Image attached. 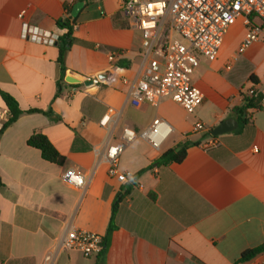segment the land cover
Wrapping results in <instances>:
<instances>
[{"label": "crops", "instance_id": "1", "mask_svg": "<svg viewBox=\"0 0 264 264\" xmlns=\"http://www.w3.org/2000/svg\"><path fill=\"white\" fill-rule=\"evenodd\" d=\"M120 2H86L75 27L78 42L62 76L58 44L24 40L22 30L27 23L61 37L65 31L58 21L75 0H0V91L15 98L23 111L0 134V264H45L49 255L50 264H97L98 257L58 246L70 229L106 239L120 194L116 229L105 244L106 264H258L264 251L243 258L264 246V109H247L243 125L234 111L245 105L249 89L260 92L264 86V66L251 68L262 47L241 49L245 29L238 21L215 62L200 58L193 82L204 102L195 113L170 98L157 107H135L130 94L146 63L139 32L124 15L129 28L113 23ZM112 64L119 70L111 72ZM106 75L101 86L82 84L84 78ZM69 77L81 83L70 84ZM109 107L118 118L103 128L100 121ZM8 118L0 95V131ZM157 118L173 129L160 150L143 139L135 141L122 154L118 175L110 176L107 147L121 141L123 128L140 133ZM227 120L237 126L217 136L215 147H205L206 133L192 134L197 122L212 131ZM35 133L48 137L66 157L64 165L45 161L28 145ZM186 141L200 145L189 148L182 163L155 165ZM71 168L83 174V187L65 182L63 175Z\"/></svg>", "mask_w": 264, "mask_h": 264}, {"label": "built area", "instance_id": "2", "mask_svg": "<svg viewBox=\"0 0 264 264\" xmlns=\"http://www.w3.org/2000/svg\"><path fill=\"white\" fill-rule=\"evenodd\" d=\"M120 10L130 27L140 34L146 63L143 74L133 85L131 104L139 107L148 103L157 107L162 100L170 98L191 114L204 102V94L193 82L200 58L215 62L230 28L236 22L241 20L245 29L242 50L261 39L262 30L256 21L264 25V0H121ZM174 35L180 39H175ZM22 38L45 46H55L60 37L25 23ZM115 58L116 55L112 54L110 60L113 62ZM110 69L111 72L119 70L113 64ZM119 79L122 84L128 83V79L123 76ZM103 83L98 77L84 78L82 81L86 88L98 87ZM259 96L264 109V86L260 92L252 87L243 97ZM117 118L118 112L109 107L100 126L109 128L116 123ZM172 131L170 124L159 118L140 133L123 128L121 141L110 144L104 153V160L109 165V175H118V163L129 145L143 139L154 149L160 150ZM209 132L202 122H197L192 129V134ZM218 144L215 137H210L205 147L208 149ZM63 178L75 188L84 186V176L75 168L67 170ZM58 249L75 250L87 258L98 257L105 250V239L95 233L70 229L60 241ZM52 260L53 257L49 255L44 263L50 264ZM236 264L249 263L240 261ZM258 264H264V258Z\"/></svg>", "mask_w": 264, "mask_h": 264}, {"label": "trees", "instance_id": "3", "mask_svg": "<svg viewBox=\"0 0 264 264\" xmlns=\"http://www.w3.org/2000/svg\"><path fill=\"white\" fill-rule=\"evenodd\" d=\"M79 2H87V6L92 5L95 3V0H75V3ZM86 6V7H87ZM66 17L60 21H58V28L60 30L65 31V33L59 38L58 41V48H59V56H58V64L60 66V70L62 73V76L66 73V67H65V61L66 57L69 53V51L72 49L74 45L77 44V39L74 36L75 33V26L77 25V18L72 17V8H66ZM113 23L116 27L120 29H127L129 28V24L126 21V19L123 17L122 12L116 14L113 17ZM1 98L3 100V103L9 113V118L7 122L3 125V128L0 131V134H2L5 129H7L10 125L15 123L18 118L23 114V111L21 110L19 103L15 98H13L8 93L0 91ZM245 105L242 108L235 109L236 115H238V121L241 125L246 123V119L243 118V116L246 114L247 109L251 107H262L261 104V96L257 98H245ZM30 113H36L39 112L37 110H31ZM206 137H214L211 135V131L207 134ZM216 138V137H215ZM28 145L36 150H39L41 152L42 158L51 163L56 164L59 166H62L66 163V157L62 156L58 150L54 147V145L51 143V141L48 139L47 136L41 134V133H35L33 136L30 137L28 140ZM199 143H194L190 141H186L184 143H180L176 145L171 150L164 153L156 162V166H169L172 164H180L182 163L187 155V151L189 148L193 146H198ZM143 173V171L139 172L135 176L130 178L131 183H135L138 177ZM3 184L0 179V188H3ZM124 198L123 194H120L112 208V220L108 229V237L111 234L112 231L116 229V226L114 225V218L115 215L119 209V204L122 202ZM108 237L105 239V244L108 242ZM105 251L98 256V262L97 264H106L105 263ZM264 251V246L257 248L255 250H252L244 255V260L251 259L259 255Z\"/></svg>", "mask_w": 264, "mask_h": 264}, {"label": "water", "instance_id": "4", "mask_svg": "<svg viewBox=\"0 0 264 264\" xmlns=\"http://www.w3.org/2000/svg\"><path fill=\"white\" fill-rule=\"evenodd\" d=\"M86 5V2H79L76 3L72 9V17L73 18H77L78 15L80 14L81 10L84 8V6ZM105 77V78H104ZM98 76V78L102 81H104L106 78H108V75L106 76ZM66 81L70 84H78L80 83L79 80L75 79V78H66ZM237 124L236 121L234 120H227L224 123H222L221 125H219L218 127H216L215 129H213L211 131V135L214 137L220 136V135H224L226 133L232 132L235 128H236ZM235 127V128H234Z\"/></svg>", "mask_w": 264, "mask_h": 264}, {"label": "rangeland", "instance_id": "5", "mask_svg": "<svg viewBox=\"0 0 264 264\" xmlns=\"http://www.w3.org/2000/svg\"><path fill=\"white\" fill-rule=\"evenodd\" d=\"M256 23L261 27L262 35H263V40H261L262 42L260 41V42H255L254 43V44H260V46L262 47V49L260 50V52H259V54H258V56L256 58L257 59V62H255L254 64L251 65V68L252 69H255L258 64H261L259 67L264 66V25L260 21H256ZM174 38L175 39H180L177 35H174Z\"/></svg>", "mask_w": 264, "mask_h": 264}]
</instances>
